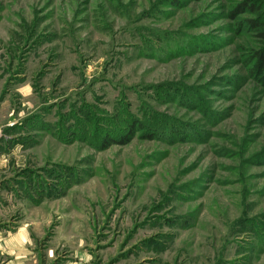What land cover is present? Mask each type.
Wrapping results in <instances>:
<instances>
[{"label":"rangeland","instance_id":"374dc122","mask_svg":"<svg viewBox=\"0 0 264 264\" xmlns=\"http://www.w3.org/2000/svg\"><path fill=\"white\" fill-rule=\"evenodd\" d=\"M255 53L264 0H0V225L35 264H264Z\"/></svg>","mask_w":264,"mask_h":264},{"label":"crops","instance_id":"0c3cea01","mask_svg":"<svg viewBox=\"0 0 264 264\" xmlns=\"http://www.w3.org/2000/svg\"><path fill=\"white\" fill-rule=\"evenodd\" d=\"M4 216L5 212L0 208V220ZM30 245L24 225H0V264H35V255L30 252Z\"/></svg>","mask_w":264,"mask_h":264},{"label":"trees","instance_id":"16d2710c","mask_svg":"<svg viewBox=\"0 0 264 264\" xmlns=\"http://www.w3.org/2000/svg\"><path fill=\"white\" fill-rule=\"evenodd\" d=\"M248 9H252V8L249 7ZM253 12H255V10L252 9L251 13H253ZM247 24L253 26V24L251 22H248ZM253 60H254V62L256 61V63H258V66H256V68H257V72L260 74L264 70V58L262 57V55L260 53H255V55H253ZM126 124L128 127H130V129L135 127V126L137 128H141V125L137 121H134V120H132V122L130 124L128 122H126ZM94 137L96 138L97 135H95ZM103 138H102L101 144H100L101 147H103L105 143L111 141L108 137H105L104 139Z\"/></svg>","mask_w":264,"mask_h":264}]
</instances>
